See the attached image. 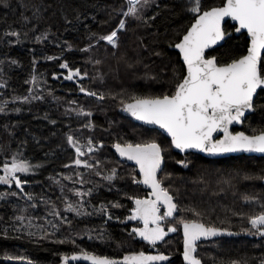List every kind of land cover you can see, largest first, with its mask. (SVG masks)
<instances>
[{"label": "trees", "instance_id": "16d2710c", "mask_svg": "<svg viewBox=\"0 0 264 264\" xmlns=\"http://www.w3.org/2000/svg\"><path fill=\"white\" fill-rule=\"evenodd\" d=\"M122 1L6 0L5 3L0 0V85H3L0 86V107L5 108L0 113V164L18 153L22 154L18 158L41 165L31 173L20 174L21 179L28 181L23 192L15 185L0 184V193H9L0 199V229L15 224L17 216L26 218L23 230L9 228L6 234L0 231V257L4 254L9 257V253L14 254L20 249L24 258H30L26 260L35 264H62L64 254L79 251L71 243H58L61 241L58 236L85 226H94L102 234L96 236L95 241L88 239L91 242L88 249L93 254L123 258L130 252L140 251L136 247L138 241L126 236L123 226L118 225L119 220L105 223L96 215L75 218L74 213L61 212L71 226L59 219H55V224L44 225L47 214L51 215L53 209L61 211L65 198L74 205L77 203L73 191L62 186V177L76 174L73 170L82 174L92 170L70 162V155L67 157L66 154L75 150L68 145L67 135L78 139L80 144L92 137L97 148L82 157L89 163L93 156L95 161L96 154L105 152L114 162H121L113 152V144L155 139L145 126L142 128L147 134L140 135L131 130V124L141 125L122 114L124 104L131 101L133 95L171 94L176 83L174 73L183 74L180 56L171 47L186 32L194 17L182 11L178 0H158L145 10L142 20L133 22L129 19L116 48L112 49L103 41L97 42L98 36L116 28ZM221 3L222 0H203L205 9ZM226 28L231 30L232 26L228 24ZM13 32L19 33V37L12 36ZM247 45L245 34L232 35L223 47H217L207 55L217 56L222 63L229 62L230 58L244 55ZM65 61L71 68L86 72L88 78L65 79L68 72L60 68ZM81 86L98 95L92 97L81 93ZM99 94H103L104 99H99ZM25 96L30 102L22 99ZM34 96L42 99H31ZM3 102L5 104H1ZM17 108L20 111H15ZM80 109L90 111L92 115L78 116ZM89 128H94V132ZM242 130L249 134L264 131L263 91L257 94L254 112L246 118ZM159 133L161 138L156 140L161 147L163 142L170 143ZM101 141L102 148L98 146ZM171 154L175 161L188 157L187 167L171 164ZM164 158L165 166L158 178L168 176L164 186L170 189L181 209L177 214L185 219H197L192 212L184 211L195 209L201 213V222L239 233L233 238L199 243L196 254L203 263L264 264V238L243 231L250 227L248 217L264 211V156H229L213 160L199 154L179 155L173 150H165ZM96 167L106 168L102 164ZM111 167L117 169L118 176L108 186L119 190L121 196L114 191L103 192L91 182L88 202L98 208L100 204L114 201L122 207L112 209L111 215L120 218L123 211L125 215L130 214L133 204L129 197H140L143 190L129 180L133 174L136 176L134 166L122 161ZM41 191L44 195L30 206L24 193L32 195ZM245 196L256 197V200L246 202ZM31 219L38 220L36 226L28 227ZM49 231L52 237H43ZM175 241L166 237L157 243L158 251L175 256L168 264H183L181 241L177 236ZM8 260L17 259H5L2 263L15 264Z\"/></svg>", "mask_w": 264, "mask_h": 264}, {"label": "snow or ice", "instance_id": "6c2138e0", "mask_svg": "<svg viewBox=\"0 0 264 264\" xmlns=\"http://www.w3.org/2000/svg\"><path fill=\"white\" fill-rule=\"evenodd\" d=\"M6 3V0H4ZM150 0H126L122 6L121 15L125 18L142 20L141 8L147 6ZM189 7L185 10L194 17V22L186 29L179 43L175 48L182 54V63L186 72L174 73L176 83L173 85L174 91L171 94H162L155 97L131 96V102L124 104V110L137 120L148 125H157L169 137L170 144L174 149L181 152L188 150H199L209 154H220L228 152H257L264 153V131L259 134L246 135L245 132L230 131V126L234 123H242L245 113L254 109V97L258 89L264 91V0H222L219 6L204 8L203 0H187ZM126 7V11L123 8ZM167 7V5H165ZM235 22L232 27L236 33L246 31L250 43L247 45L246 54L230 58L229 62H220L217 56H207L206 50L213 46L223 47L231 38L232 33L227 31V19ZM155 19V17H151ZM126 28V19H120L118 26L109 35L100 36L99 41H107L115 44L118 39V31ZM5 35H8L7 33ZM12 36L19 37V33L13 32ZM95 35V34H93ZM91 47V45H89ZM84 51H87L85 49ZM49 60L54 57H48ZM12 63H16L13 61ZM98 63V62H97ZM61 69H65L68 75L67 80L77 77L84 78L87 73H81L79 68H71L67 61L60 64ZM36 78L33 77L35 83ZM3 86V85H0ZM31 91V89H30ZM81 93L96 97L98 94L80 87ZM25 102H30V98H22ZM31 99H42V97H31ZM99 99H104L103 94H99ZM5 111L0 107V113ZM20 111V109H15ZM78 116L88 117L92 113L80 109ZM92 127V125H85ZM217 139V135L221 134ZM68 145L75 150L76 166H83L94 169L100 164L99 160L89 163L87 159H82L93 153L97 145L93 143L92 137L87 139V150L82 151L80 141L72 135L66 137ZM103 141L99 147H103ZM121 157H126L130 161H135L139 169V174L143 180L137 181L133 177L134 183H143L150 187L149 198L129 197L134 202V207L130 215L125 217L127 221L142 222L143 227L133 228L129 235L140 237L148 245L155 248L158 242H163L169 233L177 232V226L183 229V260L187 264H202L197 258V244L202 238L215 237L226 231L204 222L199 217L201 213L195 209H185L192 212L197 219H185L183 216L177 218L176 214L181 211L170 189L164 186V179L158 178V173L163 171L164 149L155 139L144 140L138 143H119L114 145ZM18 153H14L11 159H5L0 168L3 174L0 175V184L15 185L20 192H23L27 180L21 179L20 174L33 172L41 165H33L27 159L18 158ZM178 164L187 167L185 161H177ZM66 167H68L66 165ZM100 173L97 171L96 173ZM117 175L116 169H112L111 174L104 177L107 181H113ZM71 179V177H68ZM81 183L83 180L81 179ZM111 190V189H110ZM63 191V189H62ZM92 189L88 190L91 195ZM16 195V193H11ZM9 193H0V199L5 198ZM76 195L81 197L80 207H75L65 198L64 211L74 213L77 217L90 215L82 211L85 193L77 190ZM30 201L32 196L24 193ZM256 197L245 196L246 202H253ZM120 208V204L102 205L97 211L106 216L105 223L112 220L113 216L108 211L109 208ZM264 207V205H262ZM165 211L161 213V209ZM51 215L59 217L71 226V222L62 216L60 211L53 209ZM238 215V214H237ZM26 218L21 215L15 217V224L10 225L12 230H23V221ZM119 220V217H115ZM175 225L165 230V224ZM249 228L243 229L250 235H259L264 238V211L257 215L248 217ZM28 227H31L29 222ZM56 227V225H53ZM9 228L0 229L5 234ZM231 235V233H228ZM32 235V233H29ZM88 239H93L89 236ZM73 245L75 239L67 241ZM65 243V241H58ZM78 247V246H77ZM11 259V257H9ZM24 261V257H17ZM169 257L163 253L150 254L143 250L130 252L122 259L99 256L81 249L77 254L71 256L64 254L62 264L70 262L86 261L90 264H157V262L167 261ZM235 264V262H234Z\"/></svg>", "mask_w": 264, "mask_h": 264}, {"label": "rangeland", "instance_id": "374dc122", "mask_svg": "<svg viewBox=\"0 0 264 264\" xmlns=\"http://www.w3.org/2000/svg\"><path fill=\"white\" fill-rule=\"evenodd\" d=\"M157 1L158 0H150L149 4L147 6H143L141 8L140 14L143 16L145 10L147 8H149L150 6H152L154 3H156ZM178 1L181 4L182 11L185 12V13H188L185 10L187 7H189V5L187 3V0H178ZM125 4H126V0H123L122 1V6H124ZM122 6L119 9L120 14H121V11H122ZM123 10L126 11V7H124ZM188 14H190V13H188ZM120 19H126V24H127L129 22V19H132V18H125V17H123L121 15L120 16ZM132 20H133V22L136 21L135 19H132ZM118 23H117V26H118ZM117 26H116V28H117ZM111 32H109V33H107L105 35H101V36L109 35ZM122 32H123V30L118 31V39L116 40V43L115 44H111V43H109L107 41H103V42L107 46L111 47L112 49L116 48L117 45H118L119 38L122 37ZM99 37L100 36H98V39H99ZM98 39H97V41H98ZM87 78H88V75L86 77H84L83 79H87ZM1 104H5V103L3 102ZM136 124H139V123H136ZM130 126H131V130H133L134 132H137L140 135L147 134L146 131L144 130V128H142L143 125H141V127H138L136 125L131 124ZM148 129H149V131H147V132H149L152 135V137L155 138V140H156V138H158V139L161 138L160 137V133H159L160 131L158 132V131H156V129H150V128H148ZM89 130L91 132H94V128H89ZM255 130H258V129H254L253 131H255ZM168 143L169 142H163L162 148H164V150H169V151L171 150L172 151L173 150L172 149V146H171L170 143H169L170 145H168ZM82 150L86 152L85 148H83ZM95 156H96L95 157L96 160H99L100 161V164L104 165L106 168L95 167L94 169L91 170V172L85 173V174H82L81 172H76V171L73 170V172H75L76 174L71 173V174H68V175H65L64 177H62V181H64V184H62V186L64 188L68 187L69 190L73 191L74 196L77 197V203H76V205H74V203L71 202L73 204V206H75V207H80V204H81V197H79V196L76 195V191L79 190V191H82V192L85 193L84 197L82 198V200H83L84 203H83V208L81 210L82 211H85L86 213H89L90 215H82V216H79V217H77L75 215V218H80V217H87V218H89L91 216H95L96 215V217H97L98 220L100 219L102 222H105V220L107 219L106 216H104L103 213H100L97 210L100 209L102 205H108V204H100L98 208L92 207L89 204V202H88V199H89V196L90 195H88L87 193H88V190L90 189V187L92 189V186L93 185H97L98 186L97 189L99 188V190H100V187H101V189H102L101 191H103V192L111 193L112 191H114L118 195L119 194L118 193L119 190L116 191L117 189H112L111 187L108 186L110 184V181H107V180L104 179L103 173L105 171H109V170L114 169L111 166L112 165H115L117 163L120 164L122 161L121 162H116V161L114 162V160L110 157V154H108V152H105V154L104 153H99V154H96ZM93 157H92V161H90V163H94V158ZM183 161H185L186 164H188V157H185V159H183ZM169 162H171V164H175V165H178V166L185 167L184 165L178 164L177 161L174 160L172 154H171V158H170V161ZM97 171L100 173L99 175L96 174ZM116 171H117V169H116ZM77 173H79V174H77ZM86 174H88V175H86ZM68 177H71V179H68ZM133 177H135L134 174L130 177L129 180L133 181ZM81 179L83 180V183H81ZM263 181H264V178H263ZM91 182H92L93 185L91 184ZM90 185H92V186H90ZM60 190H62L61 187H60ZM138 192L141 193V191H138ZM42 195H44V192H42V191L32 194L31 196L33 198H32V200H30V206L33 205V204H35V203H37L39 197L42 196ZM119 196H121V195L119 194ZM26 199H27V197H26ZM67 200L69 201V199H67ZM111 203L112 204H116V202H114V201H112ZM26 205H27V202H26L25 206ZM52 206H54V205H52ZM64 208H65V204L61 207L60 213L61 212H64V213L68 214V212L64 211ZM112 209H115V207L109 208L108 211L111 213V210ZM118 212L119 213L121 212L120 209H118ZM97 213H99V215H97ZM129 215L130 214L125 215L124 214V211H123L122 213H120V219H119V221L117 219H115V217H114L112 220H109L107 222H110V221H116L117 222L118 221V225H122L123 226V229L126 231V236H131L129 234L131 233V231H132L133 228H136L137 227V223L135 221H127V220H125V217H127ZM176 216H177V218H179L182 215L181 214H176ZM52 218L53 217H51L50 214H47V223H45L44 225H47L48 226L50 223L55 224L54 223V222H56L55 219L61 220L59 217H55L54 219H52ZM89 220H91V222H93V218H90ZM30 222H31L32 225H35L36 226L38 220H32L31 219ZM174 225H175V221H173L171 224H167V223L165 224L166 229L168 227H171V226H174ZM175 226H177V232L172 233V235H168L166 237H168L169 240H171V242H176L175 240H176V236H177L178 239L181 241V245H182V235H180V226L179 225H175ZM39 230H41V229H38V231ZM50 231H51V229H50ZM50 231H49V234L48 233L43 234V237H46L47 239L49 237H52V236H50L51 235V232ZM89 236L93 237V239H91V240L95 241L96 240V236H102V234L99 231V229L98 228H94V226H85V227H82V228H80V229H78L76 231H72L70 233L62 232L60 234V236H58V239H60L61 241H65V242L69 241L70 239H75V241H76V244L74 245V248L75 249H76V246H78V251L79 252L81 251V249H83V250H87L89 253H91V251L88 249L91 246V242L88 241V237ZM133 238L138 241V244L136 245V247L139 248L140 251L143 250L145 252L146 249L149 247V245L147 244V242H144L138 236H135ZM82 239L85 240L84 243H81V240ZM177 244H178V242H177ZM157 251H158V249H157ZM72 252H77V251L76 250H72L69 253H72ZM21 253H23V252H21L20 249H19L14 254L9 253V257H11V259H16L17 257H24ZM9 257H5V254L2 257H0V260H1L0 261V264H6V263H2V262L5 259H10ZM25 259H30V258H25ZM17 260H19V259H17ZM8 261L9 262H12L11 260H8Z\"/></svg>", "mask_w": 264, "mask_h": 264}, {"label": "water", "instance_id": "95a60500", "mask_svg": "<svg viewBox=\"0 0 264 264\" xmlns=\"http://www.w3.org/2000/svg\"><path fill=\"white\" fill-rule=\"evenodd\" d=\"M226 19H227V22H229L230 24H234V23H235V22L231 21L230 18H226ZM193 22H194V19H193L192 23H193ZM192 23H191V24H192ZM190 26H191V25H190ZM190 26H189V27H190ZM185 33H186V32H185ZM185 33H184V34H185ZM231 33H232V32H231ZM241 33H246V31H245V30H242ZM241 33H236V32L234 31L232 34L239 35V34H241ZM182 36H183V35H182ZM182 36H181V38H182ZM246 37H247V39H248V44H249L250 41H249V38H248L247 34H246ZM181 38H180V39H181ZM180 39H179L176 43H179ZM176 43H175V44H176ZM175 44L171 47V49H173V50H175L176 52H178V54H179V56H180V60H181V62H182V54L180 53L179 49L175 48ZM215 48H217V46H213L212 48L207 49V50H206V55H207V53H209L210 51L214 50ZM245 54H246V52H245ZM207 56H208V55H207ZM210 56H213V55H210ZM210 56H209V57H210ZM182 64H183V63H182ZM183 66H184V65H183ZM184 72H186V68H185V66H184ZM259 91H260V90L258 89V92H259ZM258 92H257V94H258ZM256 96H257V95H256ZM256 96L254 97V101H255ZM129 102H131V101H129ZM129 102H127V103H129ZM253 112H254V109H253V110H250V111H248V112H246V113H245V117L242 118V123H234L232 126H230V131H232L233 128H237L238 130L235 131V132H240V131L245 132L244 130H242L243 123H244L245 119H246L249 115H251ZM122 114H123L124 116H126V117L131 118V119H132L134 122H136V123H139V124H141V125H143V126H146V127L150 128V129H156V130L160 131L164 136H166V137L170 140V137H169V136H168V135H167L162 129H159V126H157V125H148V124H145V123L142 122V121L137 120L135 117H132L130 113H128L127 111H125L124 108H123V110H122ZM232 132H233V131H232ZM235 132H233V133H235ZM245 134H246V135H253V134H249V133H247V132H245ZM255 134H259V133H255ZM220 135H222V133L219 134V135H217L216 138L219 139V138H220ZM115 144H116V143H115ZM115 144H113L112 149H113V152L115 153V155L117 156V158H119L121 161L127 162V163H129V164L135 166L136 169H137V175L139 176V180H138V181H142V180H143V177H142V175L139 174V169H138V166L136 165L135 161H130V160H128L126 157H121V156L119 155V153L116 151L115 147H114ZM81 145L83 146L82 148H85V150H87V142H85V143H83V144H81ZM98 146H99V144H98ZM172 149H173L174 152L178 153L179 155H186V154H189V153H194V154H199V155H201V156H203V157H205V158L213 159V160H214V159L226 158V157H229V156H242V155L250 156V157H253V156H257V157H258V156H264V153H257V152H242V151H240V152H228V153H220V154H209V153L201 152V151H199V150H194V149H193V150H188V151H186V152H181L180 150H178V149H174L173 147H172ZM164 166H165V158H164V163H163L162 167L164 168ZM160 173H161V172L158 173V176H159ZM138 184L141 185L142 187H144V188L148 191L147 196L138 197V198H149V194H150V192H151L150 187L144 185L142 182H141V183H138ZM174 202H175V200H174ZM175 203H176V202H175ZM133 206H135V205H134V202H133ZM163 211H165L164 208H163ZM137 222H138V221H137ZM139 223L142 224V222H139ZM214 227H215V226H214ZM217 228H221V227H217ZM221 229H224V228H221ZM225 230H226V231H224V232L221 233V234H218V235L215 236V237L202 238V239L198 242V244L201 243V242H205V241H209V240H213V239H218V238H233V237H236V236L239 235L238 232H235V231H233V230H229V229H225ZM180 231H181V235H182V250H181L180 256H181V259H182L183 264H187V262L183 260V229H182V226H180ZM228 233H231V235H229ZM198 244H197V248H198ZM77 253H79V252H73V253L69 254V256H71V255H73V254H77ZM147 253H150V254L155 255V254L163 253V252H147ZM196 253H197V252H196ZM196 253H195V255L197 256ZM163 254H165V253H163ZM165 255H167V256L169 257V259H168L167 261H164V262H157V264H168V263L172 262V261L174 260V258H175V256H173V255H168V254H165ZM110 258H111V257H110ZM197 258H199V257L197 256ZM115 259H122V258H115ZM199 259H200V258H199ZM200 260H201V259H200ZM12 262L15 263V264H35L32 260H26V259H25L24 261H20V260H12ZM201 262H202V264H204L202 260H201ZM70 264H90V262H86V261H82V260H81V261H77V262H70ZM214 264H219V263H214Z\"/></svg>", "mask_w": 264, "mask_h": 264}, {"label": "flooded vegetation", "instance_id": "af4514ba", "mask_svg": "<svg viewBox=\"0 0 264 264\" xmlns=\"http://www.w3.org/2000/svg\"><path fill=\"white\" fill-rule=\"evenodd\" d=\"M231 25L232 26V24H230L229 22H227V24H226V26L227 25ZM227 29V31H229V32H234V29H233V27H232V29L230 30V29H228V28H226ZM241 34H245V37H246V33H241ZM232 35H235V34H232ZM247 38V37H246ZM260 92V91H259ZM258 92V93H259ZM264 92V91H263ZM250 116V115H249ZM246 120V119H245ZM238 129L237 128H233L232 129V131L233 132H235V131H237ZM83 149V148H82ZM68 155H70V162H74V160L76 159V153L74 152V153H71V154H66V156L68 157ZM82 158V157H81ZM133 166V165H132ZM135 167V166H134ZM135 170H136V176H135V179L138 181L139 180V176L137 175V169H136V167H135ZM111 171L112 170H109V171H105L104 173H103V175H104V177H106V176H108V175H110L111 174ZM117 172V171H116ZM118 176V172H117V175H116V177ZM115 177V178H116ZM140 188H142V190H143V195L142 196H140V197H143V196H147V194H148V191L144 188V187H142L141 185H139L138 183H136ZM132 204H133V201H132ZM133 206V205H132ZM134 207V206H133ZM132 207V208H133ZM164 211H163V208L161 209V213H163ZM136 223H137V227H143V224H141V223H139V222H137V221H135ZM165 230H167L166 229V226H165ZM168 235H172V233H169ZM180 235H181V231H180ZM140 238V237H139ZM141 239V238H140ZM159 243V242H158ZM157 249H158V247H157V245H156V247L155 248H153V247H151L150 245H149V247L146 249V251H145V253H147V252H159V251H157ZM181 250H182V245H181ZM181 253V252H180ZM181 257V256H180Z\"/></svg>", "mask_w": 264, "mask_h": 264}]
</instances>
